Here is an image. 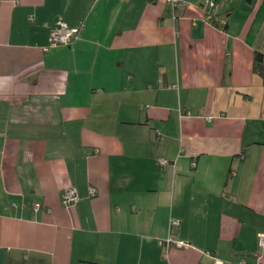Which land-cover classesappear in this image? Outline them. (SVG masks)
Wrapping results in <instances>:
<instances>
[{
	"label": "crops",
	"instance_id": "crops-1",
	"mask_svg": "<svg viewBox=\"0 0 264 264\" xmlns=\"http://www.w3.org/2000/svg\"><path fill=\"white\" fill-rule=\"evenodd\" d=\"M213 1L0 0V264H264V0Z\"/></svg>",
	"mask_w": 264,
	"mask_h": 264
},
{
	"label": "built area",
	"instance_id": "built-area-1",
	"mask_svg": "<svg viewBox=\"0 0 264 264\" xmlns=\"http://www.w3.org/2000/svg\"><path fill=\"white\" fill-rule=\"evenodd\" d=\"M173 9L179 6H185V0H166ZM204 5L209 9L216 7V4L213 0H204ZM207 18L212 20V15L208 12ZM224 23L222 20H219L218 24ZM78 27L68 26L64 23H59L51 33V40L53 44H68L70 40L77 35ZM161 163H165L164 160L160 159ZM194 165V163H192ZM89 194L93 195L95 193L94 188L90 187L88 190ZM78 200V194L75 186H67L61 194V202L63 204H69L76 202ZM174 223L173 221H171ZM258 248L264 250V231L260 232L257 237ZM206 253H209L208 251ZM211 264H219V261L215 260Z\"/></svg>",
	"mask_w": 264,
	"mask_h": 264
},
{
	"label": "trees",
	"instance_id": "trees-1",
	"mask_svg": "<svg viewBox=\"0 0 264 264\" xmlns=\"http://www.w3.org/2000/svg\"><path fill=\"white\" fill-rule=\"evenodd\" d=\"M253 70L261 77H264V55H262L259 52H255L254 61H253ZM263 85H264V79H263Z\"/></svg>",
	"mask_w": 264,
	"mask_h": 264
}]
</instances>
